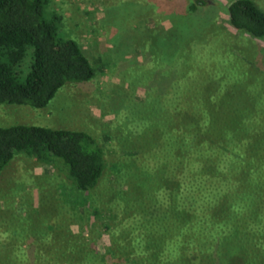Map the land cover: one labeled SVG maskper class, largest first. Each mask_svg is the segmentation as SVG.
<instances>
[{
  "label": "trees",
  "instance_id": "1",
  "mask_svg": "<svg viewBox=\"0 0 264 264\" xmlns=\"http://www.w3.org/2000/svg\"><path fill=\"white\" fill-rule=\"evenodd\" d=\"M48 2L0 0V105L43 108L65 84L88 82L95 76L80 44L58 36L60 16L46 18ZM205 2L188 4L194 17L207 6ZM226 13L231 28L264 39V10L253 0H232ZM183 14L181 23L192 27L195 21ZM181 33L175 29L170 37L175 40ZM163 34L169 38L168 31ZM186 39H176L170 47L156 37L149 49L152 87H144L143 100L147 99L149 113L154 109L156 120L143 123L139 140L140 153L150 151L152 168L147 163L139 172L132 161L113 163L119 178L135 191L141 189L131 198L141 193L150 199L129 205L122 191L116 192L124 207L117 217L125 226L111 234L104 253L92 244L86 246L91 255L81 253L87 239L81 241L75 233L70 246L48 248L41 264H264V227L253 229L264 212V193L258 192L264 181V106L256 101L264 88L260 96L245 90V75L257 68L253 71L235 54L237 64L224 71L217 69V58L209 57L198 65L201 62H196L199 56L194 52L198 43L187 46ZM167 53L174 55L171 62ZM26 59L23 79L21 66ZM153 130L155 137L148 139ZM153 137L151 144H144ZM17 154L56 167L62 165L60 159L76 189L86 193L84 201H75L83 204L89 203L106 169L104 147L82 130L31 124L0 127V171ZM160 193L166 194L165 201L159 199ZM239 201H246L244 218L239 214ZM93 212L98 215L99 209L95 206ZM217 216L222 217L214 219ZM240 218L258 244L250 238L246 249L241 247V233L236 236L231 229ZM33 257L30 264H35Z\"/></svg>",
  "mask_w": 264,
  "mask_h": 264
},
{
  "label": "rangeland",
  "instance_id": "2",
  "mask_svg": "<svg viewBox=\"0 0 264 264\" xmlns=\"http://www.w3.org/2000/svg\"><path fill=\"white\" fill-rule=\"evenodd\" d=\"M48 1L44 10L46 18L51 14L60 16L56 21L58 36L80 44L95 69V76L88 82L65 84L43 108L1 104L0 127L31 124L85 131L104 147L106 169L98 186L90 193L89 203L83 204L75 201H84L86 193L76 189L60 159L63 166L56 167L41 164L23 154L15 155L0 171V264H30L33 255L35 264H41L48 248L70 246L76 239L75 233L77 239H87L81 253L88 252L87 244L104 253L110 237L125 226L119 224L121 220L117 217L123 204L118 202L116 192L122 191V197H126L123 201H129V205L131 201L150 199L141 193L131 198L141 189L135 191L133 185L131 187L119 178L113 163L132 161L139 172L144 171L141 167L147 163L151 167L150 151L140 153L142 141L139 139L143 123L156 120L154 109L151 107L149 113L147 99L143 100L146 96L144 87H152V64L147 58H152L149 49L154 38L160 37L161 45L169 44L170 47L176 39L181 42L187 38V46L198 43V48L194 49L199 56L196 62H201L198 65L206 63L209 57L217 58L220 71L237 62L233 57L235 54L253 67V71L257 68V72L245 75V85L240 81L245 90L260 96V90L264 88V39L231 28L226 7L232 0H205L207 6L199 9L197 17L188 8L194 0ZM253 1L264 10V0ZM181 13L195 24L191 27L187 22L181 23ZM171 26L182 32L175 40L170 37ZM165 31L170 33L168 39V34H163ZM167 54L171 62L174 55ZM188 58L190 60L191 56ZM21 68L24 79L27 59ZM217 69L213 70L217 72ZM234 73L232 75L237 76ZM256 101L264 106V94L256 97ZM154 133L155 130L148 132V139L155 137ZM154 137L144 144H151ZM154 145L158 147L157 143ZM261 182L258 192L262 196L264 181ZM165 196L160 193L159 199L165 201ZM245 202L239 201V214L243 218L247 215L243 209ZM95 206L99 209L98 215L93 212ZM137 209L138 206L136 213L140 218L142 213ZM243 218L235 220L231 229L236 236L241 233L242 243L238 242L246 249L250 238L254 244L258 243L252 233H248L252 231H247ZM259 218L261 221L255 224L254 230L264 227V212ZM49 233L52 237L47 236ZM83 264L91 263L85 261Z\"/></svg>",
  "mask_w": 264,
  "mask_h": 264
}]
</instances>
